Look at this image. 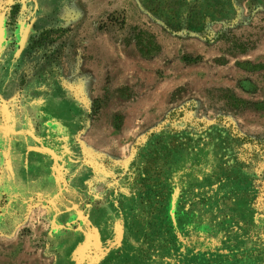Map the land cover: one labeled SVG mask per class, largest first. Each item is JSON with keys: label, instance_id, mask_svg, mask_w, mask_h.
<instances>
[{"label": "rangeland", "instance_id": "374dc122", "mask_svg": "<svg viewBox=\"0 0 264 264\" xmlns=\"http://www.w3.org/2000/svg\"><path fill=\"white\" fill-rule=\"evenodd\" d=\"M0 264H264V0H0Z\"/></svg>", "mask_w": 264, "mask_h": 264}]
</instances>
